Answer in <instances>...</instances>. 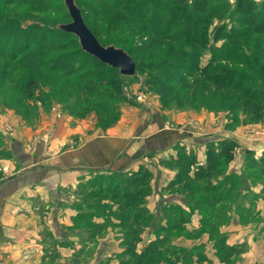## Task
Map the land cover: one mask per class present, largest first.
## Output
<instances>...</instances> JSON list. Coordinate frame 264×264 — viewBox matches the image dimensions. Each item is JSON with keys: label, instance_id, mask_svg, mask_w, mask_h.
I'll return each mask as SVG.
<instances>
[{"label": "rangeland", "instance_id": "1", "mask_svg": "<svg viewBox=\"0 0 264 264\" xmlns=\"http://www.w3.org/2000/svg\"><path fill=\"white\" fill-rule=\"evenodd\" d=\"M116 1L123 4L125 0H76V3L84 15L98 23L103 38H107L104 46H114L118 38L127 40L126 52L136 61V73L132 77L100 66L97 60L81 51L76 37L58 29L60 24L70 22L64 0H0V143L3 141L1 133L9 139L17 134L16 138H21L23 129L37 138L46 132L54 118L64 114L80 117L70 110L87 111L83 119L98 123L99 116L93 109L87 110L77 103L82 97L77 89L100 79L108 82L109 92L116 95L111 105L115 111L116 108L120 111L117 119L105 123L114 122L112 125L98 124L103 131L115 126L123 111L132 122L138 119L139 112L150 111L151 118L159 116L161 125L173 128H191L192 124L200 128L201 122L205 128L208 123L216 122L231 130L264 125V117L259 119L261 113L264 114V0H142V4L151 3L150 12L145 15L148 23L162 24L163 31L173 36L172 40L163 41L155 40L153 29L141 33L132 30L127 23L116 29L110 27L111 22L102 9ZM128 1L134 4L138 0ZM171 25L174 26L167 31ZM14 58L15 63L10 60ZM19 62L21 65H15ZM63 73L70 76L58 81ZM85 76L91 81L86 82ZM198 78L225 79L232 87L226 90L217 87L212 99L215 87ZM72 104L76 107H71ZM209 115L215 121H211ZM197 116L203 119L198 121ZM181 149L180 155L162 158V166L174 163L181 156L190 161V150L187 146ZM252 163L257 165V159ZM206 167L198 169L192 163L189 176L204 173ZM172 170L178 172L180 168ZM245 172L252 175L257 171L246 169ZM128 178L134 179L135 174ZM212 178L200 182L201 188L184 183L167 189L165 192L169 195L178 196V202L163 209L161 214H151L153 219L139 227L135 236L131 235L133 229L121 228L119 232H123L122 238L129 240L128 246L136 243L139 254L150 246L151 253L143 260L135 253H127L118 259L119 264H256L246 256L255 246L240 245L238 240L253 235L252 244L260 243L264 232L243 230L238 232V237L218 223L222 216L213 212L215 205L209 181ZM104 181L105 187L109 181ZM115 198L118 199L112 200L121 204L120 210L130 201L126 205L131 206L130 214L124 215V223L136 218L134 209H142L146 204L144 197L135 201ZM179 198H183V202ZM201 201L209 203L207 215L215 213V219L205 218L209 223L207 228L202 225L200 230H194L190 213ZM159 216L161 221H157ZM177 224L182 228L171 230ZM143 236L147 240L145 246L140 244ZM207 239L213 245H208ZM228 240L232 246L227 245Z\"/></svg>", "mask_w": 264, "mask_h": 264}, {"label": "crops", "instance_id": "2", "mask_svg": "<svg viewBox=\"0 0 264 264\" xmlns=\"http://www.w3.org/2000/svg\"><path fill=\"white\" fill-rule=\"evenodd\" d=\"M138 115L132 122L123 111L107 131L94 120L64 114L37 138L23 129L21 138L1 133L0 154L10 152L13 158L0 156V264H119L129 244L119 232L125 214L114 199L95 194L99 179L123 190L132 173L147 169L151 190L143 196V209L161 214L178 202V196L165 192L176 180L175 163L166 168L162 158L184 146L202 169L217 162L227 143H237L229 161L218 160L224 169L209 180L213 212L220 213L218 223L233 236L243 230L264 232L263 124L231 130L216 122L205 128L201 122L200 128H173L161 125L159 116L151 118L150 111ZM254 158L257 165L250 164ZM246 169L257 172L249 175ZM190 214L192 228L200 230L202 213L196 208ZM252 238L244 236L238 244L255 246L246 256L264 264V234L260 243L252 244ZM142 239L145 246L146 236ZM227 245L233 244L228 240Z\"/></svg>", "mask_w": 264, "mask_h": 264}, {"label": "trees", "instance_id": "3", "mask_svg": "<svg viewBox=\"0 0 264 264\" xmlns=\"http://www.w3.org/2000/svg\"><path fill=\"white\" fill-rule=\"evenodd\" d=\"M142 3H143L142 0H140V1L138 0L134 4H131L128 0H125L123 4H120L119 2L116 1L114 4L104 7L102 10H105V14L108 18L107 20H109L111 22L110 27H112V28L114 27L116 29L121 24L127 23L126 25L131 26L132 30L140 31L141 33L142 32H149V30L153 29L154 35H155V40L163 41V40L171 39L173 36L167 34L166 31H163L162 24H160V23L149 24L148 23L149 20L145 19V15L147 12H150V10L148 8L151 7V3L150 2H146L145 4H142ZM78 7H79V5H78ZM80 10L82 12V15H83V18L85 20L86 25L93 32V34L97 37L99 42L104 46V43L106 42L107 38L106 37L103 38V34L100 32V28H99L98 23H95L96 22L95 20H91L88 15H84L81 8H80ZM141 11H143V12H141ZM68 18H69V21H71V19L69 17V13H68ZM172 26H174V25H171L170 28H167V29L164 28V29L169 31V29H172ZM63 33L76 37L73 34H69L66 32H63ZM155 40H153V41H155ZM113 44L115 47L121 48V49L126 51V48H127L126 44H128V43H127L126 39L118 38L115 40V42ZM80 48H81V46H80ZM81 51L83 53H85L87 56H89L90 58L97 60L96 58H94V57L90 56L89 54H87L86 52H84L82 50V48H81ZM128 54L130 55L129 52H128ZM130 56L132 57V55H130ZM10 60L13 63H15V61H16L15 58L10 59ZM97 61L99 62L100 66L101 65L107 66V65L101 63L99 60H97ZM134 61H135V59H134ZM135 64H136V61H135ZM15 65H21V62L16 63ZM50 69L52 71H55L54 68H50ZM112 69H114V68H112ZM115 70H118V69H115ZM69 76H70L69 73H63L58 78V81H63L66 77H69ZM83 78L86 82L91 81V80H89L88 76H85ZM198 80L204 81L208 84L210 83L211 85H213L215 87V88H213V90L211 92L212 99L215 96L217 87L221 88L223 90H226V87H232V84L229 82L226 83L225 79L213 78L210 80L208 78L207 79L206 78L205 79L204 78H198ZM219 80H221L222 82H219ZM108 86H109V84H108V82H106V80L100 79V80H96V83H94V84L89 83L87 85H81V87L78 88L79 90L77 89V91H80V93L82 95V97H80L78 99L77 103H79L80 106L86 107L85 109H87V110L93 109L99 116L98 124H103V125H105L106 121H110V120L113 121L120 116V111L117 108H116L117 111H115V108L111 105V101L116 98V95L115 94L113 95V93L109 92ZM108 93H110V94H108ZM97 95L100 97V99H97ZM193 98H194V96H193ZM212 101H214V100H212ZM71 107L74 108L76 106L74 104H72ZM78 111L73 112L70 110V112L72 114L77 115V117L80 116L79 118H84L83 116H86L88 113L87 111H79V112ZM255 113H256V111H254L253 115H255ZM259 117H260L259 119H262L264 117V114L261 113V116H259ZM112 123H114V122H111V124H106L104 127H108L109 125H112ZM234 147H235V145L233 143H227L225 146V150H224L223 154H221L219 159L223 157L225 159L224 162L229 161L232 158V155H233L232 149ZM182 151H183L182 149H179V151H178L179 155L182 154ZM0 156L1 157H10L11 153L10 152H1ZM218 160L216 162V160L213 159L212 161L208 162V165L206 167L207 170L204 173H197V175L191 177V176H189V170H190L192 163H194V159L191 157L190 161H188V159H186L182 156L178 157L174 162L175 163L174 166L179 167L180 170H178V172H177L176 180H174L169 185L170 187L168 189L180 187L184 183L193 184V186H197L198 188H201L200 182L201 183L206 182L209 177L214 176L216 173H218V171H220L221 169H224V164L221 163L220 161L218 162ZM252 162H253V160H251L250 164L254 165V163H252ZM199 171H201V170H199ZM150 180H151V173L147 169L145 170L144 168H141L135 174L134 179L130 180V178H129L128 180H126L124 182L123 190L115 188V185H117V184L114 183V186H113L112 182H110L107 186L104 187V185L106 183L103 179L100 178L99 183L97 184V189L95 190V194H97L99 196L111 197L112 199H118V198H115L116 196L121 197V198H130L131 200L135 201L137 199H142L143 196H145V194H148L150 192V190H151V187L149 185ZM121 192L123 193V196H122ZM128 203H130V201ZM128 203L123 204L125 206L121 209L122 213H124L125 215L127 214V216H128V214H130L129 209L131 207V206H126ZM207 203H206V201H201L197 204V208L200 210L202 215H204L203 216L204 219L202 221V225H203L204 229H206L207 226L209 225V223L207 221H205V218H207V220L210 217H213L215 219V213H213L212 216L208 217V215H207V209H208ZM208 205H209V203H208ZM134 213H136V218L133 216L134 218H131V222H127V223L122 222L121 223L122 228L131 229V230L133 229V232H131L132 236H135L137 234L139 227L146 225L149 220L153 219V217L151 215H148L147 211L143 208L142 209L137 208L136 210L134 209ZM145 215H147L146 218H144ZM123 218H125V217H123ZM137 219H141L145 223L141 224V222L138 221ZM135 227H138V228H135ZM212 227L214 229V226H212ZM178 228H182V227H179V225L177 224L175 227L173 226V228L171 230L178 229ZM127 236H130V235L127 234ZM133 243H131V246L129 245L127 247V253H135L140 258V260L141 259L143 260L144 257H146L149 253H151L150 252L151 251L150 246H149L148 248H146L144 250L145 252L142 251V253L139 254L136 251V243H134V245H133ZM133 248L135 249V251ZM123 256H125V254H123L121 257H123ZM160 261H162V260H160Z\"/></svg>", "mask_w": 264, "mask_h": 264}, {"label": "water", "instance_id": "4", "mask_svg": "<svg viewBox=\"0 0 264 264\" xmlns=\"http://www.w3.org/2000/svg\"><path fill=\"white\" fill-rule=\"evenodd\" d=\"M65 7L69 13L71 21L60 24L58 29L75 35L84 52L96 58L101 63L118 69L121 76L132 77L136 73L134 59L123 49L113 45L103 46L93 32L86 25L82 12L76 0H64Z\"/></svg>", "mask_w": 264, "mask_h": 264}, {"label": "built area", "instance_id": "5", "mask_svg": "<svg viewBox=\"0 0 264 264\" xmlns=\"http://www.w3.org/2000/svg\"><path fill=\"white\" fill-rule=\"evenodd\" d=\"M3 170H4L5 172H7V168H4Z\"/></svg>", "mask_w": 264, "mask_h": 264}]
</instances>
